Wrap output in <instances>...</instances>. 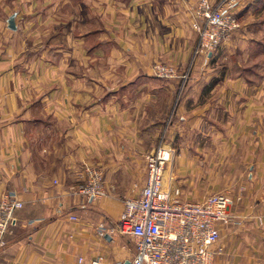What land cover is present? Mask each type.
Wrapping results in <instances>:
<instances>
[{
    "label": "crops",
    "instance_id": "1",
    "mask_svg": "<svg viewBox=\"0 0 264 264\" xmlns=\"http://www.w3.org/2000/svg\"><path fill=\"white\" fill-rule=\"evenodd\" d=\"M199 1L0 0V194L23 202L0 264H133L134 243L95 226L116 223L146 183L145 156L175 136L172 194H225L240 221L220 225L214 264H264V77L212 65L254 40L247 29L208 58L194 54ZM251 1L236 0L243 30ZM156 62L190 79L156 78ZM85 165L102 170L104 198L74 193Z\"/></svg>",
    "mask_w": 264,
    "mask_h": 264
},
{
    "label": "built area",
    "instance_id": "2",
    "mask_svg": "<svg viewBox=\"0 0 264 264\" xmlns=\"http://www.w3.org/2000/svg\"><path fill=\"white\" fill-rule=\"evenodd\" d=\"M235 4L236 0H224L219 5L210 0L199 1L193 23L198 34L195 55L210 57L240 28ZM151 72L164 80H187L190 76L189 70L180 73L174 65L163 62H156ZM173 156V149L163 143L148 153L144 187L137 196L124 200L123 210L114 225L100 222L95 226L96 232L102 238L119 234L133 241V264H214L215 257L224 253V248L218 246L220 225L240 221L230 213L232 201L225 194H212L199 202L181 201L180 189L173 195L166 175ZM79 178L80 184L74 193L91 200L107 194L100 168L85 165ZM22 207L23 202L16 192L0 194V244L16 224V213ZM72 219L78 218L73 216ZM100 261L94 260L92 264H100Z\"/></svg>",
    "mask_w": 264,
    "mask_h": 264
},
{
    "label": "rangeland",
    "instance_id": "3",
    "mask_svg": "<svg viewBox=\"0 0 264 264\" xmlns=\"http://www.w3.org/2000/svg\"><path fill=\"white\" fill-rule=\"evenodd\" d=\"M251 2H253L252 3L253 8L258 6L256 9H254L255 11L251 16L252 25L249 28L247 26V28H245L243 30L244 27H243L242 21L238 19L241 26L231 36V38L234 35H239V34L244 33L245 30L247 29L246 30L247 32H245V33L246 34L249 33V35L252 36L254 38V40L250 41L251 40L250 39L249 42H245V43L241 44V49H236V47H232L230 50V53L227 54L226 58H222L220 61L217 62V64L215 63L212 65L217 66L218 69L221 71H226V75H229L230 77L245 76V77L249 78L250 80H252V82H259V81H261L262 77H264V73H260V71H258L259 67L261 65L264 66V48H263L264 47V0H256V1L252 0ZM234 12H235V6H234ZM236 16H237V13H236ZM13 18H15V17H13ZM194 19H195V17H194ZM260 28H262L261 31H263L261 34H259V32H258ZM223 48L224 47H222V45H221L217 49V51H221V49H223ZM238 63L240 64V66ZM162 80H164V79H162ZM215 94H217V93H215ZM169 139H170V141L172 140V145H173L172 149L174 151V156H173L172 162L169 164V166L166 169V175H167V177L169 176V179L172 175L174 176V182H172L173 180L169 181V183L171 184V185L169 184V186L172 187V184H174L175 187L180 188V183H178V181L180 180L181 176H179V174H177L175 172L174 161H175V158H177L179 156V151L175 150V147H178L179 145H181V143H182L181 137L175 136V137L169 138ZM196 140H197V138L195 136H193L192 138L189 137V141L188 142L186 141V143H189L190 147H191L192 145L196 144ZM189 153L192 154L193 153L192 150H189ZM189 153H186V156H187V154L190 155ZM183 155H185V154H183ZM192 155L194 156L195 154H192ZM225 172L228 173V171L218 169L216 172V175L219 176L221 174H224ZM180 174H181V172H180ZM185 174H187V173H185ZM190 180L193 181V179H190ZM207 196H209V194H206L205 196H203V198H206ZM104 197H102V198H104ZM179 199L181 201H183L181 198V191H180ZM187 202H196V201H187Z\"/></svg>",
    "mask_w": 264,
    "mask_h": 264
},
{
    "label": "trees",
    "instance_id": "4",
    "mask_svg": "<svg viewBox=\"0 0 264 264\" xmlns=\"http://www.w3.org/2000/svg\"><path fill=\"white\" fill-rule=\"evenodd\" d=\"M238 17V16H237ZM238 19H239V17H238ZM240 20V19H239ZM264 48V47H263ZM247 78V77H246ZM247 79H249V78H247ZM189 80V78L187 79V80H182V79H180V81L181 82H186V81H188ZM250 80V79H249Z\"/></svg>",
    "mask_w": 264,
    "mask_h": 264
},
{
    "label": "water",
    "instance_id": "5",
    "mask_svg": "<svg viewBox=\"0 0 264 264\" xmlns=\"http://www.w3.org/2000/svg\"><path fill=\"white\" fill-rule=\"evenodd\" d=\"M13 26V24L11 23V27Z\"/></svg>",
    "mask_w": 264,
    "mask_h": 264
}]
</instances>
